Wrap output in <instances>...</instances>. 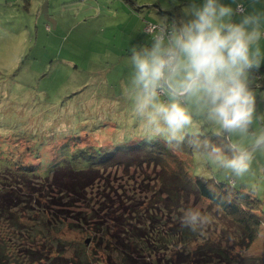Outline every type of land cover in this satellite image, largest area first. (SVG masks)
Listing matches in <instances>:
<instances>
[{
	"label": "rangeland",
	"instance_id": "1",
	"mask_svg": "<svg viewBox=\"0 0 264 264\" xmlns=\"http://www.w3.org/2000/svg\"><path fill=\"white\" fill-rule=\"evenodd\" d=\"M84 3L87 2L0 0V165H4L0 166V184L5 166L18 163L19 158L24 168L33 170L37 162L47 166V169L54 164H64L68 169H72L73 165L84 168L91 161L96 162L108 155L113 148L124 146L130 135L136 134L138 137L144 133L135 121L137 119L132 117L134 112L131 105L128 110L117 106L121 103L113 97L119 84L115 83L118 84L115 87L107 82H114L109 75L110 70H103L99 64L100 53L113 42V22L124 24L125 18H110L115 10L111 4L102 5L96 10L99 14L96 17L87 13L93 5ZM143 31H146L144 27ZM120 33L123 32L118 31L116 35ZM128 73H125V78ZM119 74H124V70H120ZM103 76L106 82L101 79ZM255 88L258 92V109L264 111V100L259 96V93H264V87ZM194 128L215 133L212 125L203 120H197ZM23 147L28 150L24 151ZM57 151L62 155L57 157ZM185 157L189 175L232 181L235 188L260 199L264 211V154H256L251 171L242 178L221 175L197 153ZM134 164L136 167L133 164L130 167L120 165L111 176L112 185L124 186L129 197L134 195L135 199L160 204L152 208L153 212H157L161 202L154 195L165 169L156 166L155 161L146 162L141 167L136 162ZM101 188L102 185L89 188L87 197L97 198ZM44 190L45 187L42 195L45 194ZM37 197H32V210L27 209L32 211L31 215L28 216L25 210L24 213L26 222H38V228H41L49 223L42 221L41 214L46 219L52 217L46 206L50 202L43 201L42 196L37 202ZM129 199L125 201L123 196V202L127 203ZM86 202L75 204L73 210H79L86 216L92 207L87 206ZM191 207L199 208L209 217L202 234L211 232L215 207H210L205 199L192 200ZM54 217L52 223L58 224L60 229L56 230L54 226L47 229L49 237L46 242L42 237L37 238L36 254L30 253L23 258L20 255L11 256L8 264L113 262L93 246V220L88 218L89 215L83 223L67 220L57 213ZM60 220L64 221V225ZM222 225L227 227L229 223L218 222V229ZM5 226V218L0 217V239L5 237ZM55 235H60V239ZM86 238L90 243L82 245ZM81 251L89 254L88 261L84 263H80L76 257ZM243 254L264 255V226Z\"/></svg>",
	"mask_w": 264,
	"mask_h": 264
},
{
	"label": "trees",
	"instance_id": "2",
	"mask_svg": "<svg viewBox=\"0 0 264 264\" xmlns=\"http://www.w3.org/2000/svg\"><path fill=\"white\" fill-rule=\"evenodd\" d=\"M149 22L152 21L145 20L144 27ZM254 87H264V66L255 76ZM132 117L136 118L135 114ZM199 132L215 135L207 130ZM192 154L187 149L174 151L162 140L149 142L143 133L138 137L130 135L124 146L113 148L108 155L96 162L91 161L84 168L73 165L68 169L64 164H54L47 169L37 162L33 170L24 168L20 158L11 167L5 166L0 184V217L5 218L7 226L3 228L5 237L0 239V264H8L11 256L23 258L30 253L36 254L37 238L42 237L46 242L49 237L47 229L52 226L60 229L58 224L52 223L56 213L81 223L89 215L88 218L93 220V246L97 252L113 259L110 264H264V255L243 254L264 226L261 200L235 188L232 181L192 177L186 169L185 157ZM60 155L62 152L57 151V157ZM151 161L165 169L154 195L161 202L157 212L152 208L160 204L135 199L134 195L129 197L124 186L117 187L111 182V176L120 165L130 167L133 164L136 167V162L141 167ZM212 183H215V193L209 191L208 186ZM95 185H102V191L97 198L91 199L87 197L88 189ZM34 196H38L37 202L41 196L43 201L50 202L46 206L52 219L41 214L43 222L49 221L41 228H38V222L25 220V213L28 216L32 213ZM123 196L125 201L130 198L128 204L123 202ZM201 199L207 200L210 207L214 206L216 212L212 218L213 226L210 224L212 231L205 235L202 229L192 232L182 227L180 222L181 209L191 207L192 200ZM86 200L87 206H92L86 216L79 210H73L75 204ZM225 221L229 225L218 229V222ZM59 222L64 225L63 220ZM55 236L60 239V235ZM85 244L84 240L82 245ZM88 256L86 251L76 255L80 263L88 261Z\"/></svg>",
	"mask_w": 264,
	"mask_h": 264
},
{
	"label": "clouds",
	"instance_id": "3",
	"mask_svg": "<svg viewBox=\"0 0 264 264\" xmlns=\"http://www.w3.org/2000/svg\"><path fill=\"white\" fill-rule=\"evenodd\" d=\"M145 34L147 42L130 46L126 89L145 139L197 153L221 175L244 177L264 154V111L254 87L264 64V0H189ZM197 120L216 134L195 130ZM208 187L215 193V183ZM181 212V226L192 232L209 223L199 208Z\"/></svg>",
	"mask_w": 264,
	"mask_h": 264
},
{
	"label": "crops",
	"instance_id": "4",
	"mask_svg": "<svg viewBox=\"0 0 264 264\" xmlns=\"http://www.w3.org/2000/svg\"><path fill=\"white\" fill-rule=\"evenodd\" d=\"M75 2V0H71ZM87 3L83 5H93L92 8L87 10V13H92L99 16L96 10H99L102 5H112L115 7L114 12L110 18L118 19L123 16L125 18L124 24H120L118 21L113 22V30L111 36L113 42L105 47L103 50L99 64L103 70H110V77L114 82L110 84L118 87V91L114 93L113 99L119 101L121 104L117 106L128 110L130 101L126 95L127 85L130 79V64L128 61L129 49L132 44L147 42L149 37L143 31L145 20L152 21L154 23H160L165 16H169L162 13L160 9L151 7V4H158L162 10H166L172 13L179 12L183 8L184 4L188 3L189 0H83ZM224 3H230L231 0H222ZM196 3L202 4L203 0H196ZM116 23V24H115ZM123 32L116 35L117 32ZM29 32V31H28ZM12 33V31H10ZM119 64V67H118ZM124 70V74L120 75L119 71ZM129 72L125 78V73ZM105 80L103 76L101 78ZM106 82V80H105ZM118 83V84H115ZM115 109V106H113Z\"/></svg>",
	"mask_w": 264,
	"mask_h": 264
},
{
	"label": "built area",
	"instance_id": "5",
	"mask_svg": "<svg viewBox=\"0 0 264 264\" xmlns=\"http://www.w3.org/2000/svg\"><path fill=\"white\" fill-rule=\"evenodd\" d=\"M159 23H154V22H149L145 25L144 29L146 31H151L153 30L154 28H158L159 27Z\"/></svg>",
	"mask_w": 264,
	"mask_h": 264
},
{
	"label": "water",
	"instance_id": "6",
	"mask_svg": "<svg viewBox=\"0 0 264 264\" xmlns=\"http://www.w3.org/2000/svg\"><path fill=\"white\" fill-rule=\"evenodd\" d=\"M151 7H153V8H156V9H160L161 11H162V13H165V14H167V15H169V16H171L172 15V13L171 12H169V11H166V10H162L160 7H159V5L158 4H151L150 5ZM160 24V23H159ZM88 241H89V238H86L85 239V243L87 244L88 243Z\"/></svg>",
	"mask_w": 264,
	"mask_h": 264
}]
</instances>
